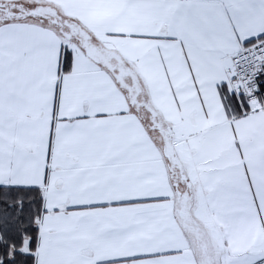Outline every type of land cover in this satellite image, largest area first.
Instances as JSON below:
<instances>
[{
	"label": "snow or ice",
	"instance_id": "snow-or-ice-1",
	"mask_svg": "<svg viewBox=\"0 0 264 264\" xmlns=\"http://www.w3.org/2000/svg\"><path fill=\"white\" fill-rule=\"evenodd\" d=\"M0 264H264V0H0Z\"/></svg>",
	"mask_w": 264,
	"mask_h": 264
}]
</instances>
